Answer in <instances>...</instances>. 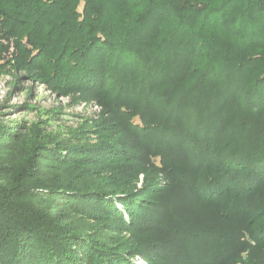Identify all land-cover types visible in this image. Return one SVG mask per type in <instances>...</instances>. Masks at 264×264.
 <instances>
[{
    "label": "trees",
    "instance_id": "obj_1",
    "mask_svg": "<svg viewBox=\"0 0 264 264\" xmlns=\"http://www.w3.org/2000/svg\"><path fill=\"white\" fill-rule=\"evenodd\" d=\"M2 72L101 112L0 105V264H264V0H0Z\"/></svg>",
    "mask_w": 264,
    "mask_h": 264
},
{
    "label": "rangeland",
    "instance_id": "obj_2",
    "mask_svg": "<svg viewBox=\"0 0 264 264\" xmlns=\"http://www.w3.org/2000/svg\"><path fill=\"white\" fill-rule=\"evenodd\" d=\"M22 80V88L14 89L12 74L0 73V105L1 111H5L2 116L5 120L21 119L28 123L42 120L48 125L47 128H53L61 134L72 129L78 130L82 136L81 131L93 127L95 120L100 117L101 107L94 101L71 102L69 96L58 95L41 82L34 81L32 84L27 78ZM4 103H29V106L10 109ZM89 135L92 137L93 134ZM142 178L143 175L140 174L137 186L141 185ZM137 260L140 264H145L142 260Z\"/></svg>",
    "mask_w": 264,
    "mask_h": 264
}]
</instances>
